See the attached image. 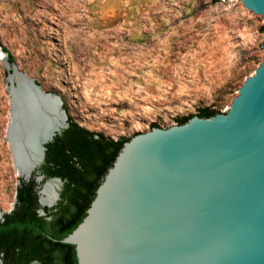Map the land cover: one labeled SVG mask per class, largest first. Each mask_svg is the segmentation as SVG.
<instances>
[{
    "label": "rangeland",
    "instance_id": "374dc122",
    "mask_svg": "<svg viewBox=\"0 0 264 264\" xmlns=\"http://www.w3.org/2000/svg\"><path fill=\"white\" fill-rule=\"evenodd\" d=\"M264 20L239 0H0V59L57 95L66 115L112 140L225 113L263 55ZM0 61V219L19 176L6 140Z\"/></svg>",
    "mask_w": 264,
    "mask_h": 264
},
{
    "label": "water",
    "instance_id": "95a60500",
    "mask_svg": "<svg viewBox=\"0 0 264 264\" xmlns=\"http://www.w3.org/2000/svg\"><path fill=\"white\" fill-rule=\"evenodd\" d=\"M239 1L264 20V0ZM262 48L261 62L243 80L225 113L192 116L166 129L152 127L121 144L85 216L60 240L73 247L76 264H264ZM4 58L8 90L16 67L7 54ZM20 74V91L34 92L39 120L51 112L65 127L60 98ZM7 93L11 114L26 108ZM7 141L14 169L23 176L14 144ZM19 150L22 156L23 148ZM42 189L39 205L53 207L58 194L45 204ZM38 214L44 215L42 209Z\"/></svg>",
    "mask_w": 264,
    "mask_h": 264
},
{
    "label": "trees",
    "instance_id": "16d2710c",
    "mask_svg": "<svg viewBox=\"0 0 264 264\" xmlns=\"http://www.w3.org/2000/svg\"><path fill=\"white\" fill-rule=\"evenodd\" d=\"M7 54L9 63H13ZM65 110L64 105H62ZM66 113V110H65ZM218 109L201 108L194 116L208 118ZM192 115L177 119L185 123ZM69 126L56 137L43 165L46 176L64 181L60 200L52 209L37 215V196L32 181L19 180L14 208L0 219V260L3 264H76L73 247L60 243L85 216L94 191L111 166L121 144L78 126L67 116ZM157 127L156 125H151ZM46 217H50L47 221Z\"/></svg>",
    "mask_w": 264,
    "mask_h": 264
},
{
    "label": "bare ground",
    "instance_id": "6f19581e",
    "mask_svg": "<svg viewBox=\"0 0 264 264\" xmlns=\"http://www.w3.org/2000/svg\"><path fill=\"white\" fill-rule=\"evenodd\" d=\"M2 60L5 62V58L2 55ZM0 59V61L2 62ZM5 66L7 68V64L5 62ZM9 81H13V88H8L9 93L11 96L14 98V100H18L19 102H22L23 104L26 105L25 110L21 111V109H16L14 114H11L9 112V122L7 125L6 129V135L7 138L6 140H9L13 142L14 144V149L15 153L17 154V159L18 163L20 166V171L23 174V176L27 177L31 173L29 172L34 166L39 164L42 160V148L37 149V144L38 142L40 143H45L50 140L51 136L54 134L55 131H57L59 128L64 126L63 121H56L54 119L48 118V125L49 129L44 131L42 134L38 132L36 136V139L34 138V133L35 130H32L31 127H28V124H24V122L27 123H35L38 125L39 123L41 124V121L35 114V110H33V104H35L34 99H33V94L34 92L30 91L29 89L27 90L26 93H21L20 89L24 83V79L22 78V75L20 72L15 71L12 76H9ZM15 84L17 86H15ZM7 90V91H8ZM9 96V95H8ZM53 99L52 97H50ZM50 98H44V99H50ZM53 110H57L56 107L52 108ZM14 120V121H11ZM25 119V120H23ZM52 120V123H51ZM14 122V123H13ZM44 122V120H43ZM51 125V126H50ZM12 126L13 130L9 132L10 127ZM34 129V128H33ZM21 133V134H20ZM23 133H26L28 135L29 140H36L34 144L29 143V141H24L22 139ZM39 143V144H40ZM9 146V143H8ZM19 148H23V154L22 156L20 155V150ZM58 181L57 180H52L48 181L46 184H44L42 191L40 192V201L45 204H52L56 195L58 189Z\"/></svg>",
    "mask_w": 264,
    "mask_h": 264
},
{
    "label": "flooded vegetation",
    "instance_id": "af4514ba",
    "mask_svg": "<svg viewBox=\"0 0 264 264\" xmlns=\"http://www.w3.org/2000/svg\"><path fill=\"white\" fill-rule=\"evenodd\" d=\"M63 105V104H62ZM63 108V107H62ZM25 110V109H24ZM23 111V110H22ZM65 111V110H64ZM52 115L53 114H51V112H49V114L47 113V115H46V117H44V122H43V120H42V122H41V124L39 123L38 125H36L35 123H27V122H24V124L26 123V124H28V127H31L32 128V130H35V133H34V138L36 139V137H38V136H36L37 134H38V132L40 133V134H42L44 131H46L47 129H49V127H47V125H48V118H51V119H53V117H52ZM67 116V115H66ZM23 120H25V119H23ZM41 121V120H40ZM73 122V121H72ZM51 123H52V120H51ZM65 124H66V126L64 127H61V128H59L57 131H55L54 132V134L51 136V138H50V140L49 141H47V142H45V143H40V142H38V144H37V149L38 148H42V160H41V162L39 163V164H37L33 169H32V172H31V175L29 176V178L28 179H25L24 178V176H21L22 178H20L21 180H23L24 182H29V181H32L33 182V184H34V190H35V193H36V196H37V205H38V209L36 210L37 211V215H39L38 214V211L40 210V209H42V211L44 212V210H43V208H47L48 210L49 209H52V208H54L56 205H57V203L59 202V200H60V192H61V190H62V187H63V184H64V181L62 180V179H60V178H58V177H49V176H46V174H45V172H44V167H43V165H44V161H45V158H46V156H47V154H48V152H49V150H50V148L52 147L51 146V144L55 141V138L56 137H62L63 139L66 137V134H64L65 133V131L67 130V128H68V126H69V122H68V120H67V118H66V122H65ZM51 126V125H50ZM34 128V129H33ZM44 134V133H43ZM22 136V139L24 140V141H29V143L31 142V144H34L35 143V141L36 140H33V141H31V140H29V138H28V135L26 134V133H23V135H21ZM28 143V142H27ZM40 143V144H39ZM38 177H41V180L39 181V182H36L35 180H36V178H38ZM53 179H59V182H57L58 183V189H56V191H57V194H58V199H57V201L55 202V204L53 205V207H50V208H48V207H41L40 205H39V203H38V201H39V194H38V192L42 189V187H43V185L44 184H46L48 181H52ZM40 216V215H39ZM43 216H45V212H44V215ZM46 220L47 221H49L50 220V217H46Z\"/></svg>",
    "mask_w": 264,
    "mask_h": 264
}]
</instances>
